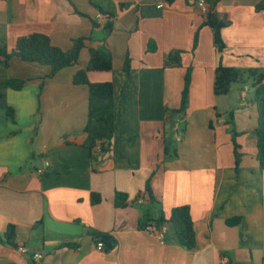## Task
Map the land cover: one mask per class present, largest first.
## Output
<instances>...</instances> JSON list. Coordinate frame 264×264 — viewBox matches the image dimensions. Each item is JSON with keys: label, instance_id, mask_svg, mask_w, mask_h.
<instances>
[{"label": "crops", "instance_id": "obj_1", "mask_svg": "<svg viewBox=\"0 0 264 264\" xmlns=\"http://www.w3.org/2000/svg\"><path fill=\"white\" fill-rule=\"evenodd\" d=\"M258 1L219 2L217 12L230 25L220 32L224 48L218 50L199 5L184 0H0V42L8 51L34 33L63 50L77 38L86 45L78 64L53 78H46L47 66L17 57L6 66L0 59V264H264L256 104L250 91L241 100L237 85L226 95L213 92L219 65L264 74ZM99 9L113 16L101 20ZM91 48L112 56L110 71L88 73L93 83L113 84L110 98L89 99L86 86L72 85ZM174 51H181V65L164 67ZM126 55L129 72L123 70ZM188 67L186 111L172 116ZM9 79L24 86L9 88ZM116 192L127 195L126 207L115 206ZM92 193L99 203H91ZM179 206L189 207L195 248L178 244L171 224L163 244L138 228L141 218L167 219ZM232 218L238 223L227 225ZM8 225L15 227L14 245L3 238ZM105 236L110 249L100 250L96 244Z\"/></svg>", "mask_w": 264, "mask_h": 264}, {"label": "trees", "instance_id": "obj_2", "mask_svg": "<svg viewBox=\"0 0 264 264\" xmlns=\"http://www.w3.org/2000/svg\"><path fill=\"white\" fill-rule=\"evenodd\" d=\"M167 4H172L175 0H162ZM186 4L197 5L201 2L205 6V12H202L203 22L202 26H209L212 29L214 42L218 50L224 48L220 32L223 28L230 25V20L226 15H221L217 12V5L221 0H184ZM124 5H121L123 8ZM255 10L258 12H264V0H259L255 5ZM102 15L106 18H111L113 15L109 12L101 11ZM110 28V24L107 25ZM196 46V37L194 39V45ZM85 38L73 39L71 46L67 50H63L51 44L48 36L44 34H29L19 37L16 42L14 49L8 51L6 44L0 42V59L7 66L12 57H17L23 62L38 64L42 66H47L49 68V73L46 78H53L61 69L66 67H72L78 64L80 52L85 48ZM154 47L152 48V50ZM131 59L128 55L125 56L123 61V70L129 72L131 67ZM181 65V51H174L167 54L163 60L164 67H174ZM113 67L112 56L109 52L89 49V59L86 66L82 69L76 71L72 77L73 86H86L88 91L89 99H106L113 95V84L111 82L103 83H93L88 78L89 72H103L110 71ZM191 73L192 68L188 67L184 75V84L181 92V102L180 107L176 110H171L172 116L183 114L186 111L189 86L191 83ZM247 74L253 79L254 88V101L257 110V127L255 129L256 136V160L259 165V169L264 171V74L257 70H240L234 67H225L219 65L216 67L214 72L213 80V92L215 95H226L231 86L234 83H243L245 81L244 77ZM25 81L9 79L6 86L9 88L19 90L24 86ZM42 87V84H41ZM2 97V92L0 91V98ZM12 109L8 107L7 114L13 117ZM233 137L234 144V159L236 165H238L241 154L238 149L239 146L236 144ZM84 146L92 153L94 143L92 140L87 139L84 142ZM146 191L150 193L149 184L146 185ZM100 196L98 194H91V203L96 204L100 202ZM115 206L117 208H124L127 206V195L124 193L116 192L114 198ZM238 218H232L226 220L227 225H236L238 223ZM149 223L147 217H143L138 221V228L144 230L145 226ZM157 225L171 224L174 228L175 236L178 244L191 250L196 246L195 232L193 228L192 219L190 216V210L188 206L175 207L170 211L169 217L166 219L163 216L159 220L154 221ZM93 237H102L101 233L95 231H89ZM15 237V227L13 225H8L3 238L11 245H14Z\"/></svg>", "mask_w": 264, "mask_h": 264}, {"label": "built area", "instance_id": "obj_3", "mask_svg": "<svg viewBox=\"0 0 264 264\" xmlns=\"http://www.w3.org/2000/svg\"><path fill=\"white\" fill-rule=\"evenodd\" d=\"M198 5H199L201 11L202 12H205V6L201 2H199ZM158 7H161V5H159ZM98 18L101 19V20H104V21L106 20V17L105 16H102L100 14H98ZM248 91H249V88L248 87H244V89L241 90V92H240V99L241 100H244L245 99L246 92H248ZM173 132H174V135H175V141L176 142H180L181 141V138H182V130L177 125H175L173 127ZM47 168H48V164L46 163L44 168L43 167H39L37 169V173L39 175H43L46 172ZM165 229H166V225L165 224L164 225H157L154 222H150V223H148L145 226L144 231L147 232V233H151V234L155 235L158 238L159 242L161 244H163L162 235H163ZM96 246H97L98 249L102 250L103 247H104V244H103L102 241H99L96 244ZM18 250L21 253H24V254L28 252L27 249L24 246H19L18 247ZM33 258L35 260L41 259L42 258L41 252H39V251L34 252L33 253Z\"/></svg>", "mask_w": 264, "mask_h": 264}, {"label": "rangeland", "instance_id": "obj_4", "mask_svg": "<svg viewBox=\"0 0 264 264\" xmlns=\"http://www.w3.org/2000/svg\"><path fill=\"white\" fill-rule=\"evenodd\" d=\"M244 79H245V81L243 83H234L233 85L234 86L237 85L238 87L241 88V90L244 89V87H248L249 88V91L251 92V97L250 98H252L254 100V95L255 94H254V88L252 86L253 79L251 77H249L247 74H245ZM246 94H248V93L246 92ZM178 126H179V124H178ZM172 145L174 146V142H172Z\"/></svg>", "mask_w": 264, "mask_h": 264}, {"label": "water", "instance_id": "obj_5", "mask_svg": "<svg viewBox=\"0 0 264 264\" xmlns=\"http://www.w3.org/2000/svg\"><path fill=\"white\" fill-rule=\"evenodd\" d=\"M103 240H104L105 249L109 250L110 249V244H111V237L110 236H105Z\"/></svg>", "mask_w": 264, "mask_h": 264}]
</instances>
